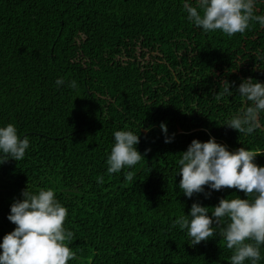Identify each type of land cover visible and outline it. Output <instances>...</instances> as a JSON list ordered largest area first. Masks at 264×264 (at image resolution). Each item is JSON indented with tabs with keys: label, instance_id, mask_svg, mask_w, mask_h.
Instances as JSON below:
<instances>
[{
	"label": "trees",
	"instance_id": "16d2710c",
	"mask_svg": "<svg viewBox=\"0 0 264 264\" xmlns=\"http://www.w3.org/2000/svg\"><path fill=\"white\" fill-rule=\"evenodd\" d=\"M256 9L264 14V0ZM246 78L264 82L256 21L229 37L190 23L183 0H0V126L13 123L30 140L24 159L0 165V242L29 185L53 189L67 207L77 253L69 264H228L222 237L192 247L172 222L194 202L211 211L221 198L247 197L234 188L208 197L207 187L184 196L177 161L193 139L211 137L264 152V127L243 135L224 126L248 104L236 94ZM227 82L233 94L221 95ZM126 129L140 131L147 153L109 175L113 133ZM256 162L264 166V153Z\"/></svg>",
	"mask_w": 264,
	"mask_h": 264
},
{
	"label": "clouds",
	"instance_id": "9594fccd",
	"mask_svg": "<svg viewBox=\"0 0 264 264\" xmlns=\"http://www.w3.org/2000/svg\"><path fill=\"white\" fill-rule=\"evenodd\" d=\"M257 0H183L187 20L205 33L219 30L231 37L244 33L250 22L256 21L264 27V14H256ZM57 87L66 85L64 78L56 79ZM67 87L78 88L77 82H67ZM231 85L223 88V94L232 95ZM236 94L248 101L246 107L227 118L224 126L240 134L251 135L264 127V82L252 78L243 79ZM165 134V143L174 137L167 135L166 123L160 125ZM114 143L107 156V174L120 173L137 165L145 153L138 150L140 131L117 130ZM30 148L27 135L20 134L13 123L0 126V165L10 160L24 159ZM264 152L240 147L234 151L218 143L215 137L207 141L193 139L177 161V185L180 192L192 198L225 188L245 193L247 198H221L211 207L194 202L190 211L176 217L172 227L186 230L188 244L192 247L216 235L223 238L227 249L232 251L228 264H259L264 259V166L256 157ZM126 179L130 172L125 171ZM103 182L101 177L98 181ZM21 197L11 204L7 219L16 227L4 235L0 242V264H69L77 259V253L69 244L73 231L65 227L67 207L57 199L53 189L31 191L29 185L22 190Z\"/></svg>",
	"mask_w": 264,
	"mask_h": 264
}]
</instances>
